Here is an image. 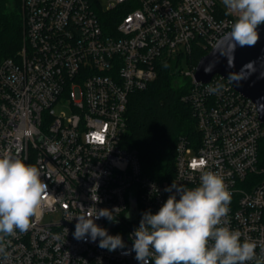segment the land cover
<instances>
[{
  "label": "built area",
  "instance_id": "obj_1",
  "mask_svg": "<svg viewBox=\"0 0 264 264\" xmlns=\"http://www.w3.org/2000/svg\"><path fill=\"white\" fill-rule=\"evenodd\" d=\"M21 7L22 47L0 63V153L35 165L49 194L29 230L5 238L9 255L0 264H139L134 252H123L142 213H156L175 194L166 187L195 188L208 170L222 175L231 193L223 225L264 256V124L230 80L196 83L194 70L184 73L191 87L182 101L197 136L178 139L170 181L143 176L136 152L121 148L129 96L147 88L157 66L192 49L209 51L231 32L236 16L222 0H21ZM56 104L69 113L55 115ZM130 201L137 211L131 223ZM95 208L114 210L115 221L95 223H118L108 233L121 235L125 249L74 238L75 217Z\"/></svg>",
  "mask_w": 264,
  "mask_h": 264
},
{
  "label": "clouds",
  "instance_id": "obj_2",
  "mask_svg": "<svg viewBox=\"0 0 264 264\" xmlns=\"http://www.w3.org/2000/svg\"><path fill=\"white\" fill-rule=\"evenodd\" d=\"M222 3L236 16L230 33L232 52L237 45L254 46L260 38L257 29L264 25V0ZM251 65L252 62L246 64L241 72ZM229 66H233V60ZM228 78L238 82L245 75L230 73ZM199 181L191 189L176 184L166 187V192L175 190V194L169 195L156 213H142L139 226L131 234L132 247L123 254L134 252L139 264H264V256L257 257L254 241H241L240 231L223 225L232 198L223 176L211 170L201 171ZM47 189L35 165L7 151L0 153V256L9 255L6 237L15 236L17 230H29L31 218L49 194ZM113 211L95 208V213L89 214L84 209V214L75 217L74 238H90L92 242L99 238L98 247L109 252L125 249L121 235H110L95 223L100 218L115 221Z\"/></svg>",
  "mask_w": 264,
  "mask_h": 264
},
{
  "label": "trees",
  "instance_id": "obj_3",
  "mask_svg": "<svg viewBox=\"0 0 264 264\" xmlns=\"http://www.w3.org/2000/svg\"><path fill=\"white\" fill-rule=\"evenodd\" d=\"M21 0H0V63L14 58L24 38ZM208 51L192 49L183 59L189 71ZM182 55L159 64L156 78L140 92L129 96L127 130L121 148L137 154L141 174L154 181H170L174 174L175 146L180 137L197 136L191 106L182 97L191 87V78L182 70ZM183 78L179 86L175 78ZM258 165L264 167V137L258 142Z\"/></svg>",
  "mask_w": 264,
  "mask_h": 264
},
{
  "label": "water",
  "instance_id": "obj_4",
  "mask_svg": "<svg viewBox=\"0 0 264 264\" xmlns=\"http://www.w3.org/2000/svg\"><path fill=\"white\" fill-rule=\"evenodd\" d=\"M260 38L254 46H236L234 52L230 47V33L222 37L219 42L199 59L193 71V80L196 83H207L214 76L230 80L229 74L245 75L240 81H231L236 92L252 101L255 105L259 120L264 124V25L258 27ZM233 60V66H229ZM252 62L250 68L241 70ZM210 68L206 72L205 69ZM137 217L136 205L130 201L129 212L125 216L127 222H133ZM118 223H112L107 231L117 227ZM130 264H138L131 261Z\"/></svg>",
  "mask_w": 264,
  "mask_h": 264
},
{
  "label": "rangeland",
  "instance_id": "obj_5",
  "mask_svg": "<svg viewBox=\"0 0 264 264\" xmlns=\"http://www.w3.org/2000/svg\"><path fill=\"white\" fill-rule=\"evenodd\" d=\"M100 3L103 5V6H106L108 4V0H100ZM22 8V7H21ZM20 51V50H19ZM19 51L17 52V54L19 53ZM185 56L182 55V70L184 73H187L189 71V67L186 63V61L183 59ZM189 77V76H188ZM183 82V78H175L174 80V85L177 87L179 85H181ZM53 110H54V113L55 115H60L61 113H66L68 114L69 113V109L66 105H61V104H56L53 106ZM46 222L48 221V217L45 219Z\"/></svg>",
  "mask_w": 264,
  "mask_h": 264
}]
</instances>
